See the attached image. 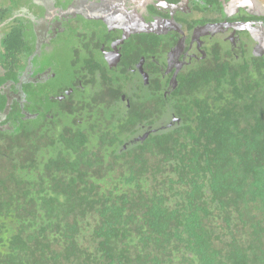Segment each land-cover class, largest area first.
Returning <instances> with one entry per match:
<instances>
[{"label":"trees","instance_id":"obj_1","mask_svg":"<svg viewBox=\"0 0 264 264\" xmlns=\"http://www.w3.org/2000/svg\"><path fill=\"white\" fill-rule=\"evenodd\" d=\"M237 78L196 124L126 152L101 115L14 158L18 139L0 167V264H264V83Z\"/></svg>","mask_w":264,"mask_h":264},{"label":"flooded vegetation","instance_id":"obj_2","mask_svg":"<svg viewBox=\"0 0 264 264\" xmlns=\"http://www.w3.org/2000/svg\"><path fill=\"white\" fill-rule=\"evenodd\" d=\"M231 70L264 83V0H0V167L100 115L121 152L196 124Z\"/></svg>","mask_w":264,"mask_h":264},{"label":"rangeland","instance_id":"obj_3","mask_svg":"<svg viewBox=\"0 0 264 264\" xmlns=\"http://www.w3.org/2000/svg\"><path fill=\"white\" fill-rule=\"evenodd\" d=\"M253 70V69H252ZM254 74V73H253Z\"/></svg>","mask_w":264,"mask_h":264}]
</instances>
